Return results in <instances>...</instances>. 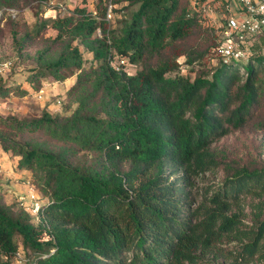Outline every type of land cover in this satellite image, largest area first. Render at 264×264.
<instances>
[{"label": "trees", "instance_id": "1", "mask_svg": "<svg viewBox=\"0 0 264 264\" xmlns=\"http://www.w3.org/2000/svg\"><path fill=\"white\" fill-rule=\"evenodd\" d=\"M124 2L120 18H106ZM46 29L54 35L31 87L75 81L62 114L0 115V159L16 158L46 200L35 216L0 193V264L22 254L27 264H202L228 241L240 244L229 264L254 259L264 248V162L233 164L212 144L247 125L264 132V56L169 75L181 67L177 47L189 64L215 47L186 0H99L46 18L35 33ZM115 58L139 67L129 73ZM219 168L223 183L195 195V179ZM241 197L259 198L252 227Z\"/></svg>", "mask_w": 264, "mask_h": 264}, {"label": "rangeland", "instance_id": "2", "mask_svg": "<svg viewBox=\"0 0 264 264\" xmlns=\"http://www.w3.org/2000/svg\"><path fill=\"white\" fill-rule=\"evenodd\" d=\"M98 1L24 0L19 7L13 8L17 10L16 16L8 15L7 20L0 24V63L6 60L14 62L13 68L6 71L4 76H0V115H14L18 118L32 119L41 116L45 111L53 114L65 112V102L61 105V98L65 97L66 91L75 81V76L62 83L50 84L46 80H40L35 88L30 85L29 76L36 67V57L47 44L48 38L54 35L51 29L43 30L39 34H36L35 31L42 26L43 20L53 18L50 15L53 10H56L59 14L83 4H86L90 10H94ZM186 1L189 13L197 17L198 23L201 24L203 29L207 30L211 37V44L214 45L219 24V19L216 17L218 16L217 13L213 12L211 17L204 18L189 0ZM125 4L124 2L113 5L114 10L111 20L120 18V15L126 12L122 9ZM201 36L203 34L195 36V39L192 40L193 44L201 43ZM183 52L181 47L175 49L181 67L178 72L169 75L180 74L194 78L200 70L212 73L220 59L214 50L208 52L204 59L189 64ZM113 64L129 73H135L139 67L119 58H115ZM241 64H248V59L243 58ZM40 85H42L41 88L44 89V92L39 96L37 91ZM23 90L26 92L25 95H20L19 91L22 92ZM39 138L44 139L42 136H39ZM212 148L219 158L233 164H258L264 162V132L257 130L252 125H247L214 142ZM225 174L226 171L222 168L202 174L195 179V195L202 194L208 187L214 188L221 185L226 177ZM27 178L28 175L25 170L17 167L16 158L6 156L0 159V193L4 194L8 203L18 201L26 206H30L34 201H40V204L46 203V200L42 198L36 189L35 197H29L32 186L28 185ZM240 200L239 209L237 210L242 214L245 225L252 227L254 217L252 206L259 198L241 197ZM239 246L238 241L225 242L207 255L202 264H218L219 262L229 264L235 259L232 257L234 253L231 252ZM21 258L22 262L20 264L29 263L26 254H22ZM238 264H264V248L251 261H239Z\"/></svg>", "mask_w": 264, "mask_h": 264}, {"label": "built area", "instance_id": "3", "mask_svg": "<svg viewBox=\"0 0 264 264\" xmlns=\"http://www.w3.org/2000/svg\"><path fill=\"white\" fill-rule=\"evenodd\" d=\"M190 3L204 18L211 17L213 12L217 13L219 24L214 50L224 62L241 63L243 58L264 56V0H190ZM16 14L15 9L7 10L0 7V23L5 22L8 15L16 16ZM50 15L55 18L58 13L53 10ZM106 18H112V5H109ZM12 66V60L1 62L0 74L11 69ZM43 92L44 89L40 88L39 96ZM29 186H32L29 197H35L34 186L31 184ZM41 205L40 201H34L28 207L32 214L37 216ZM18 257L22 262L21 255Z\"/></svg>", "mask_w": 264, "mask_h": 264}, {"label": "crops", "instance_id": "4", "mask_svg": "<svg viewBox=\"0 0 264 264\" xmlns=\"http://www.w3.org/2000/svg\"><path fill=\"white\" fill-rule=\"evenodd\" d=\"M74 83V82H73Z\"/></svg>", "mask_w": 264, "mask_h": 264}]
</instances>
